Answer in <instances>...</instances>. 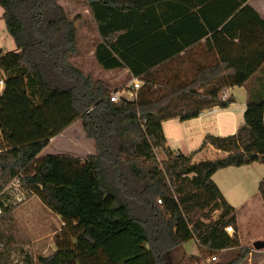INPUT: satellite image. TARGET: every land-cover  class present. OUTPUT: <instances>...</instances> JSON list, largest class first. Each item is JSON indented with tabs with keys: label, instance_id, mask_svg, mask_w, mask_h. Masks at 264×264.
Segmentation results:
<instances>
[{
	"label": "trees",
	"instance_id": "trees-1",
	"mask_svg": "<svg viewBox=\"0 0 264 264\" xmlns=\"http://www.w3.org/2000/svg\"><path fill=\"white\" fill-rule=\"evenodd\" d=\"M86 1L101 38L96 61L141 79L136 98L111 100L114 84L73 60L80 15L70 17L58 0H0L17 47L0 49V191L18 177L64 222L56 250L35 256L8 232L11 208L0 202V264H13V253L22 264H177L192 239L209 252L240 246L236 208L213 175L264 163V96L250 91L237 132L209 133L187 155L167 145L163 122L235 101L223 90L245 85L264 65V18L248 0ZM189 19L198 26L182 36ZM203 38L204 54L217 58L189 75L180 54ZM78 119L93 154L39 156ZM208 145L227 154L194 161ZM259 192L264 202V178Z\"/></svg>",
	"mask_w": 264,
	"mask_h": 264
},
{
	"label": "rangeland",
	"instance_id": "rangeland-1",
	"mask_svg": "<svg viewBox=\"0 0 264 264\" xmlns=\"http://www.w3.org/2000/svg\"><path fill=\"white\" fill-rule=\"evenodd\" d=\"M58 2L64 5L70 17L76 16L78 13L81 14L77 24L78 36L83 38L81 39L83 44L86 37L96 39L98 35L95 25L90 14L85 11L88 8L86 0H58ZM254 3L260 8H264V0H256ZM2 12L3 8L0 6V43L3 42L6 46L5 50H16L14 39L7 32L5 22L1 18ZM76 63L94 76L104 77L114 86L118 85L116 84L118 82L115 81L123 82L124 77H119L116 80L114 72L106 71L93 57L82 55L76 60ZM111 79L115 80L112 81ZM238 100L240 101V98ZM207 119L212 120V116H207ZM178 123L180 122H168L165 127L168 135H172V138L181 142L184 140L181 137L183 132L181 131V125L177 126ZM194 139L195 141L191 140V143L184 141L186 148H189V150L199 141L198 136H195ZM64 140L62 137L56 139L40 156L56 152L55 149L61 146ZM204 153L205 158L208 159L220 156L210 151ZM223 154L225 153H221V155ZM157 156L160 160L166 158L163 149H157ZM263 178L264 163L228 166L218 170L213 175V179L223 192L230 194V200H227L236 208L241 245L209 252L205 247L200 249L198 241L196 240V243L195 239H192L184 244L187 248L193 249H196L198 244V254H189L182 258L181 255L184 253L181 248L176 252L179 258L177 264H264V249H256L253 245L256 240L264 239V202L259 192V184ZM0 200L4 202L5 207L11 208L12 218L8 223L9 228L6 227L10 229L8 232L15 234L18 243L21 245L20 247L35 256L38 254L49 255L56 250L55 237L61 230V220L37 195L30 196L27 190L23 189V193L19 198L16 189L5 188L0 191ZM218 213V211L214 213L215 217ZM3 251L0 250V253ZM213 255H217L216 260L212 259ZM12 259L13 264H22L21 257L16 253H13Z\"/></svg>",
	"mask_w": 264,
	"mask_h": 264
},
{
	"label": "crops",
	"instance_id": "crops-1",
	"mask_svg": "<svg viewBox=\"0 0 264 264\" xmlns=\"http://www.w3.org/2000/svg\"><path fill=\"white\" fill-rule=\"evenodd\" d=\"M254 1H256V0H248V3L250 5H252L261 14V16L264 18V8H260V6L255 4ZM87 7L88 8L85 9V11H86V13L90 14L91 19L95 25L98 36L96 37V39L91 38V37L84 38V44L81 41V39H83V38H81V37L79 38V36H78L79 52H78L77 56H75L73 58V60L75 62L82 55H87L89 57H93L96 60L95 48H96L97 44L101 41V38L99 37L98 30H97V24L94 21V18L90 12L89 6H87ZM181 8H184V5H181ZM77 15H80V17H81L80 13H78ZM1 16H2V14H1ZM72 17H74V16H72ZM77 23H79V20ZM197 24L198 23H196L190 19L181 23V25L179 26V29H181V31H182L181 32L182 36L191 37V35L189 34V31L191 28L197 27L198 26ZM205 42H206V38H203L200 42L186 48L180 54L181 58L179 59L178 62L180 64V66L183 67L189 75L193 74V67H195L197 64H199V63L207 64L211 61H214L217 58L214 55L212 57H209V56L204 54ZM5 47L6 46L3 44V42H1L0 43V49L7 51V50H5ZM82 48H84V49H82ZM175 64H177V63H175ZM83 70L88 72L86 69H83ZM106 71L114 72L116 80H118L117 78H119V77H124V79H122L123 82L121 81V83H119L120 81H115V82H118V83H116L118 85L117 86L115 85V88L117 89L116 91H119L120 93L126 94L125 91L132 88V84H131L132 82L131 81L135 78H138V77L132 76L130 74L129 69L126 67L118 68V69H109ZM101 78H104V77H101ZM113 80H115V79H113ZM202 90L203 89H201L200 91H202ZM250 91H253L256 96H264V65L255 75H253L247 81V83L245 85L227 87L223 90V92L227 93L229 96L232 95L235 98V101L229 107L218 108L215 113L204 112V113H201L198 117L187 119V120H181L179 118H174V119L164 121L163 122V129H164L165 136L167 138V145L175 153H183V154L187 155V154H190L193 151L197 150L202 145L205 136L209 133L216 134V135H230V134L237 132L239 126L241 124H243L245 121L244 112H245L246 105H247V102H248L249 97H250ZM239 98H240V101L238 100ZM237 111H238V113H237ZM207 116H212V120L207 119ZM173 121L180 122V123H178L177 126H179V124H180L181 125V131L183 132L181 137L184 140L181 142H178L177 140L172 138V135H170V134L168 135V133H167L165 124H167L168 122H173ZM195 136H198L199 141L197 142V144H195V146H192L191 150H189V148H186L187 146L185 145V142L188 141L187 143H191V140L195 141V139H194ZM61 137L65 139L64 142L62 143V145L59 146L57 149H55L56 152H51L48 154L71 155L74 157H78L80 159H86L90 154H93L95 152L94 140L87 137L86 132H85L84 127H83L82 120L78 119L75 122H73L70 126H68L61 134L53 137L50 141V144L46 148H44V150L40 153V155L44 151H46L47 148L56 139L61 138ZM196 147H198V148H196ZM205 151L215 152L216 154L220 155L218 157H222V156H225L227 154L226 151L217 149V148L213 147L212 145H208L195 154L194 161H200V160L208 159V158H205L206 157L205 153H204ZM221 153H225V154L221 155ZM43 156H45V155H43ZM254 163H259V162H254ZM254 163H251L249 165H252ZM223 194L225 195V197L227 199L230 200V194H228V192H223ZM56 215L61 220V228H62L64 222L62 221V218L58 214H56ZM195 242L197 243L196 240H195ZM198 249H199L198 244H197L196 249L187 248L185 246V244H183L181 250L185 255L184 257H186L189 254L197 255L198 251H199Z\"/></svg>",
	"mask_w": 264,
	"mask_h": 264
},
{
	"label": "built area",
	"instance_id": "built-area-1",
	"mask_svg": "<svg viewBox=\"0 0 264 264\" xmlns=\"http://www.w3.org/2000/svg\"><path fill=\"white\" fill-rule=\"evenodd\" d=\"M132 83V88L129 90H126L125 93H120L119 91H114L111 94V100L117 101L121 97H126L128 99H134L137 97V90L142 86L143 81L139 78H135L131 81ZM4 81L3 79H0V88L3 87ZM229 95L225 92L222 94L223 99H227ZM220 108L218 106L211 107L209 109L204 110L202 113L207 112V113H215L217 109ZM6 189H16L18 191V197H21V193H23L24 187L22 186L20 180L18 177L14 178L7 186ZM20 193V194H19ZM0 202H3L0 200ZM161 202V200H159ZM4 203V202H3ZM3 212V206L0 203V214ZM225 230L229 233V235L233 236L235 234V229L233 226L229 225L225 227ZM5 249L4 243L0 242V250L3 251ZM213 260L217 259V255H213L212 257Z\"/></svg>",
	"mask_w": 264,
	"mask_h": 264
},
{
	"label": "water",
	"instance_id": "water-1",
	"mask_svg": "<svg viewBox=\"0 0 264 264\" xmlns=\"http://www.w3.org/2000/svg\"><path fill=\"white\" fill-rule=\"evenodd\" d=\"M256 249H264V239H258L253 243Z\"/></svg>",
	"mask_w": 264,
	"mask_h": 264
}]
</instances>
